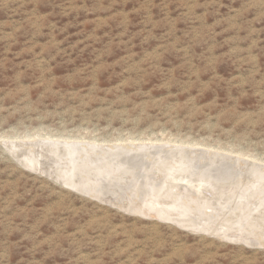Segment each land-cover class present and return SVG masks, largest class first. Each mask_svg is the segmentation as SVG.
I'll return each mask as SVG.
<instances>
[{
    "label": "rangeland",
    "instance_id": "rangeland-1",
    "mask_svg": "<svg viewBox=\"0 0 264 264\" xmlns=\"http://www.w3.org/2000/svg\"><path fill=\"white\" fill-rule=\"evenodd\" d=\"M37 139L208 151L179 184L215 154L262 172L216 192L233 217L167 181L178 223L79 187ZM263 192L264 0H0V264H264Z\"/></svg>",
    "mask_w": 264,
    "mask_h": 264
},
{
    "label": "bare ground",
    "instance_id": "bare-ground-1",
    "mask_svg": "<svg viewBox=\"0 0 264 264\" xmlns=\"http://www.w3.org/2000/svg\"><path fill=\"white\" fill-rule=\"evenodd\" d=\"M38 135H42V134H38ZM49 136L51 137L53 135H49ZM27 137L32 138L33 136L27 135ZM60 137H64V136H60ZM34 138H35V136H34ZM66 138L70 140V138H72V137L68 136ZM51 140H49V141L48 140L38 141V139H37V140H32V141L27 142V143L31 144V146L35 147V148L37 146H39L42 153L46 154L47 158H51V159L52 158L58 159V158H63V157L69 158L67 165L71 164L72 167L70 168L68 166L69 167L68 168L66 166V170H65L66 175H69L71 178H73V177H75V178L77 177V179L79 178L77 180L78 182H80V180L82 182H84V181L90 182V183H88V185L91 186V189L88 186H84L86 184L81 185L82 184L81 182H80V185H78L79 187L86 189V190H90V192H91V190H96L93 192L98 194L99 197L106 195V194H112L115 197L117 196L118 199H120V200L126 199L125 197L128 194H131V195L133 194L134 196L138 197L139 199H143V200L146 199L148 202H151V204L153 203V205H154V203H156L157 206H154V208L156 209V213L159 216H161V214H162L163 217H165L166 219H170V220L176 221L178 223L180 222V223H191V224H193V222L188 221L189 219L187 220L184 217L182 218L180 216V214H178L180 212L178 208H180V209L184 208V207H181L182 206L181 204L184 203V202L181 203L183 194L182 195H181V193L178 194V192L176 190H175L176 193L174 191L168 192V190H165L166 187L168 186L169 181H171V180L176 181L177 185L175 187L179 188V189L180 188L182 189L184 187V189H183L184 191L186 190V188H185L186 186H184V184L185 183H191L190 186L193 187L192 195H194L195 199H194V197H193V199H191V197L188 196V197H190L191 201L190 202L188 201L189 204H187V205H191V204L195 205L196 209L197 208L201 209V210H199V211H201V213H203L202 210H204L205 208L212 207L216 211L227 212L228 216L233 217L234 212L236 213V210H237L235 207L238 205L234 204L233 203L234 201L233 202L231 201L233 204L229 203V201H228L229 199L227 200L228 201L227 203L221 204L220 203L221 201H219L218 198H216V197L213 198L214 196H216L215 195L216 192L220 193L222 191L221 189L226 188L225 184L226 183L228 184V182L239 181L241 177L245 178L248 176H250L249 178L252 179V177H256L255 175L257 174V172L259 174H260V171L262 172V170L259 171L258 169L252 168V167H250L251 169H249L247 167L248 166L247 163L245 162L246 163L245 165H247L246 168H248L249 171L246 173V171H247V169H246V171H244V173H246V175H248V176H245V175L240 176L241 175V172H239L240 170L234 172V170H237L234 168L233 172H231L232 170H230V168H229V166L231 167V165H227V163L230 164V162H228L229 160L228 161L226 160L227 157H225V153L223 154L224 156L221 154H215V156L213 157V160L210 159L207 163V165L210 164V166L204 170L201 168L205 172H200L199 175H196L195 173H197V172H187V171H189V169H188L185 172L186 175H184V179H186L187 182L184 183L183 181H179V182L183 183V184H179L177 182L178 181L177 179L180 176H176V174L178 172H172L173 170H177V169L175 168V169L171 170V167L177 166V165H180V166L189 165L190 166V164H193V165H196L200 168L201 164H198V162L200 159H205V161H206L207 158L206 157L204 158L203 155L205 153H208V151H205L202 149H196V148H193L194 150L190 149L192 151H189V150H187L186 147L176 146V145L171 146L172 144L170 145L171 147L169 149H167L166 148L167 144L162 145V144H157V143L151 144V145L150 144H143L140 146L135 145L137 147V149H135V150H129L123 145L116 146V148L114 147L115 149H113V148H109L107 145H102V144L100 145L99 144V146H97V145H94L91 143H86L87 147H82L81 143H78L75 141H69V140L68 141L67 140L66 141H60L59 139L56 141H51ZM95 140H98V139H95ZM134 140L140 141V139H134ZM155 140L159 141L161 139L157 138ZM119 141H122L124 143L126 140L123 138H120ZM170 143H172V142H170ZM182 143H185V141H183ZM186 143H185V145H186ZM175 144H176V142H175ZM130 145H131V143H130ZM190 147H192V146H190ZM27 150L28 149H26V151ZM23 153H25V152L23 151ZM37 154H39V153H37ZM29 155H32V156H29ZM26 158L33 160V158H37V155L30 153L27 155ZM224 160L226 163L224 162ZM241 160H243V159H241ZM237 161H239V160H237ZM55 163L56 162H53L50 165L48 164L49 165L48 167L54 165ZM252 164H253V162H252ZM233 165L235 166V164H233V162H232V166ZM254 165L256 166L257 163H255ZM203 166H205V165L203 164ZM186 167H188V166H186ZM155 168H156V170H155ZM193 168H195V167H193ZM260 168H262V167H260ZM210 169H212L211 172H207V170H210ZM190 170H191V168H190ZM194 170H196V168ZM69 172H71V173H69ZM78 172H81V173L84 172L85 176H82V174L78 173ZM54 173H55V171H54ZM244 173L242 172V174H244ZM191 174H194V175L192 176ZM78 175H79V177H78ZM257 178H259V177H257ZM181 179H183V178H181ZM244 180H246V179H244ZM167 181H168V183H167ZM192 182H194V183L192 184ZM223 183H225V184H223ZM204 187L205 188L207 187L205 189V191L207 192L208 195H211V196H205L204 197V195L202 194V192H203L202 189ZM170 189H172V187ZM159 192H163L165 197L160 198L161 194H159ZM222 194H224V193H222ZM199 195H201V197ZM197 196H199V197H197ZM222 196H225V194ZM202 197H204V198H202ZM161 199H170V200H169V202H167V201L162 202V201H160ZM185 199L189 200V198H186V197H185ZM128 200L130 201V199H128ZM220 200H222V199H220ZM179 202L181 204H179ZM131 207H133V206H131V205L128 206V208H131ZM260 208H259V210H260ZM175 211H177V212L175 213ZM259 213H261V216L264 219V212L262 210H260ZM183 214L187 215L185 213V211H183ZM239 218H241V217H239ZM263 221L264 220H261L262 223H263ZM252 230H253V228H252ZM260 232H262V228H259L258 233H260ZM254 236H255V238L252 240L253 244L257 243L259 241L257 239V234ZM258 236H260V235H258ZM239 239H240V237H239ZM262 240H264V239H262Z\"/></svg>",
    "mask_w": 264,
    "mask_h": 264
}]
</instances>
